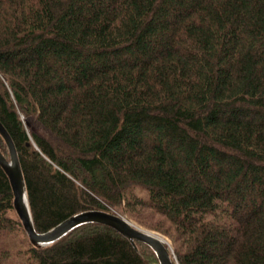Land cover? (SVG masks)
<instances>
[{
	"label": "trees",
	"instance_id": "1",
	"mask_svg": "<svg viewBox=\"0 0 264 264\" xmlns=\"http://www.w3.org/2000/svg\"><path fill=\"white\" fill-rule=\"evenodd\" d=\"M0 122L37 232L102 209L173 264H264V0H0ZM135 244L32 245L0 166V264H159Z\"/></svg>",
	"mask_w": 264,
	"mask_h": 264
},
{
	"label": "water",
	"instance_id": "2",
	"mask_svg": "<svg viewBox=\"0 0 264 264\" xmlns=\"http://www.w3.org/2000/svg\"><path fill=\"white\" fill-rule=\"evenodd\" d=\"M0 136L3 138L8 158L0 151V166L9 178L13 193V206L27 233L29 241L36 247L48 245L73 229L87 223H102L110 226L126 237L135 247L136 241L148 245L155 253L159 264H173L171 250L166 241L153 231L137 227L122 215L102 209H88L75 213L62 220L44 232H37L34 228L32 214L29 206L27 189L22 173L18 153L9 133L0 122ZM155 233V232H154Z\"/></svg>",
	"mask_w": 264,
	"mask_h": 264
},
{
	"label": "rangeland",
	"instance_id": "3",
	"mask_svg": "<svg viewBox=\"0 0 264 264\" xmlns=\"http://www.w3.org/2000/svg\"><path fill=\"white\" fill-rule=\"evenodd\" d=\"M134 191L136 192V194L138 193V194H137L138 196H139V195H143V192H142V191H139V190H134ZM114 212H115V211H114ZM115 213H118V212H115ZM118 214H120V213H118ZM120 215H122L123 217H125L126 219H128L131 223H133V224L136 225L137 227H140V228L145 229V230L153 231V232L159 234L160 236H162L163 239L166 241L167 245L169 246L170 250L172 251V248H171V241H170V239H169L167 236H165L164 234H162V233L159 232V231H156V230H153V229H150V228H147V227L141 225L139 222H137L136 220H134V219L131 218V217H128L127 215H124V214H120Z\"/></svg>",
	"mask_w": 264,
	"mask_h": 264
},
{
	"label": "bare ground",
	"instance_id": "4",
	"mask_svg": "<svg viewBox=\"0 0 264 264\" xmlns=\"http://www.w3.org/2000/svg\"><path fill=\"white\" fill-rule=\"evenodd\" d=\"M153 234H156V233H154V232H152ZM156 235H158V234H156ZM160 238H162L163 239V237L162 236H160V235H158Z\"/></svg>",
	"mask_w": 264,
	"mask_h": 264
}]
</instances>
